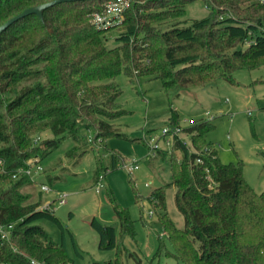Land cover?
I'll return each mask as SVG.
<instances>
[{
  "label": "trees",
  "instance_id": "16d2710c",
  "mask_svg": "<svg viewBox=\"0 0 264 264\" xmlns=\"http://www.w3.org/2000/svg\"><path fill=\"white\" fill-rule=\"evenodd\" d=\"M48 1L1 0L0 25L24 8ZM107 1L56 3L42 11V20L29 14L0 33V229L7 232L6 237L0 232V264H32V258L42 264L73 263L64 245L36 223L45 218L61 228L59 219L38 208L40 193L33 198L25 192L32 185L26 176L13 179L12 174L28 159L58 148L65 138L74 150L81 148L86 130H92V142L127 138L109 120L118 107L121 90L115 77L120 72L129 79L158 78L167 97L175 98L183 88L218 79L232 82L234 72L264 62V0H201L210 8L208 15L165 29L154 23L182 14L195 0H130L116 25L119 43L114 47L106 46L110 29H97L90 20ZM237 43L246 45L235 48ZM171 112L175 123L177 115ZM213 127L201 120L183 128L192 151L174 137L170 154L159 152L168 158L171 179L152 189L149 201L162 211L158 221L172 246L170 255L184 264H264V190L257 193L247 183L242 162L220 161L205 141ZM42 130L52 136L33 145L31 136ZM106 149L115 168L121 157ZM85 152L80 150L77 157ZM101 169L96 161L95 182ZM53 178L45 175L48 182ZM169 186L175 188L182 228L165 211ZM113 208L120 232L133 235L128 211L118 204ZM90 225L98 234L99 249L115 247L112 226L95 218ZM106 264L121 263L116 257Z\"/></svg>",
  "mask_w": 264,
  "mask_h": 264
},
{
  "label": "rangeland",
  "instance_id": "374dc122",
  "mask_svg": "<svg viewBox=\"0 0 264 264\" xmlns=\"http://www.w3.org/2000/svg\"><path fill=\"white\" fill-rule=\"evenodd\" d=\"M209 13L208 5L195 0L185 6L182 14L163 19L154 26L165 29L174 22L185 24ZM117 28L106 31L107 47L118 45L119 41L114 38ZM245 45L237 43L235 48H244ZM231 51L229 49L226 53ZM115 81L121 93L117 98L118 107L110 111L109 120L127 138L109 136L94 142L86 141L77 150L72 148V141L65 138L49 154L44 151L43 158L40 155L32 157H36L43 168L42 176L35 181L46 182L53 190L67 194L66 204L53 212L61 228L45 218L36 223L47 231L52 240L64 245L73 260L68 264H106L116 257L121 264H184L170 255L172 246L158 221L162 211L152 207L148 198L152 189L171 179L168 158L159 153L165 152L168 156L171 151L150 150L149 138L160 136L159 144L164 146L161 129L165 126L180 127L179 136L192 151L190 138L183 128L206 120L205 111H208L213 116L211 122L214 127L206 133L205 141L217 150L221 162H242L245 180L255 192L260 193L264 190V62L255 68L234 72L232 82L218 79L207 85L183 88L175 98L167 97L158 78L140 76L129 79L120 72ZM171 110L177 115L175 123L170 118ZM85 135L87 140L93 135L92 130H86ZM51 136L48 130L35 132L31 136L32 142L36 139L33 145ZM166 138L169 139L168 136ZM106 148L116 151L121 157L115 168L110 167ZM82 149L86 152L77 157ZM175 154L176 158L180 157V152L175 151ZM96 161L99 169L102 167L103 175V187L99 192L94 188ZM129 165L136 168L128 171ZM46 174L54 178L48 182ZM17 176L12 175V178ZM38 187L32 182L25 192L37 198ZM174 192L173 186L164 190L165 211L176 227L182 228L183 217L176 209ZM51 196L52 192L41 193V202ZM117 204L128 211L133 235L120 232L113 208ZM92 218L113 227L114 248H98V234L90 225ZM118 247L120 252H117ZM31 261L42 264L33 258Z\"/></svg>",
  "mask_w": 264,
  "mask_h": 264
},
{
  "label": "built area",
  "instance_id": "2783aa9c",
  "mask_svg": "<svg viewBox=\"0 0 264 264\" xmlns=\"http://www.w3.org/2000/svg\"><path fill=\"white\" fill-rule=\"evenodd\" d=\"M130 0H109L105 2L102 5L101 10L94 11L91 14V23L92 25L97 29H112L117 24L120 23L123 12L129 7ZM249 114V111L247 112ZM206 120L211 121L213 119V116L208 113V111H205ZM181 128L172 126L168 127L165 126L161 129V138H164L163 145L160 146L159 139L160 136L157 138H149V145L150 150L157 151L159 149H164L166 151H170L173 145L174 137H177L178 139L182 140L184 144L186 142L181 138L180 135ZM165 136L169 137L165 139ZM93 136H89L87 138V142H92ZM98 140V139H97ZM100 140V139H99ZM36 142V139L33 140V143ZM195 162H201L199 158L195 159ZM2 166V160L0 159V167ZM133 168H136V166H128V171H131ZM43 168L40 164V161L35 157L32 159H29L26 161L25 167L17 168L16 171L12 174L13 176L17 175H23L26 176L30 181L38 184L39 193H46L52 192V196L45 200L43 203L41 202L38 206L39 209L45 210L47 212L53 213L54 210L61 205L66 204L67 202V194L64 192H61L59 190H53L46 182L41 181L39 183L35 180L37 177L42 176ZM102 178L103 175L99 174L97 181L94 185L95 191L99 192V190L103 187L102 184ZM1 237H6L7 232L3 231V229H0ZM32 264H36L34 261H31Z\"/></svg>",
  "mask_w": 264,
  "mask_h": 264
},
{
  "label": "water",
  "instance_id": "95a60500",
  "mask_svg": "<svg viewBox=\"0 0 264 264\" xmlns=\"http://www.w3.org/2000/svg\"><path fill=\"white\" fill-rule=\"evenodd\" d=\"M1 1V0H0ZM65 1H73V0H50L48 2H44L35 6H30V7H26L24 8L21 12H19L18 14H16L15 16H12L11 18H9L7 21H5L4 23H2L0 25V33L8 26L10 25L12 22L16 21L17 19L23 17V16H27L29 14H35L40 20H42V11L56 3H60V2H65Z\"/></svg>",
  "mask_w": 264,
  "mask_h": 264
},
{
  "label": "crops",
  "instance_id": "0c3cea01",
  "mask_svg": "<svg viewBox=\"0 0 264 264\" xmlns=\"http://www.w3.org/2000/svg\"><path fill=\"white\" fill-rule=\"evenodd\" d=\"M200 118H202V117H200ZM115 128V127H114Z\"/></svg>",
  "mask_w": 264,
  "mask_h": 264
}]
</instances>
